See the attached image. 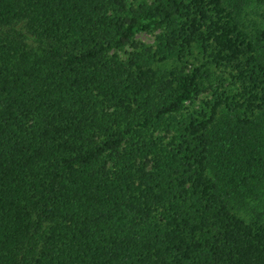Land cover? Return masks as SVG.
<instances>
[{"label": "trees", "instance_id": "obj_1", "mask_svg": "<svg viewBox=\"0 0 264 264\" xmlns=\"http://www.w3.org/2000/svg\"><path fill=\"white\" fill-rule=\"evenodd\" d=\"M0 264H264V0H0Z\"/></svg>", "mask_w": 264, "mask_h": 264}, {"label": "rangeland", "instance_id": "obj_2", "mask_svg": "<svg viewBox=\"0 0 264 264\" xmlns=\"http://www.w3.org/2000/svg\"><path fill=\"white\" fill-rule=\"evenodd\" d=\"M135 1V0H131ZM136 1H142V0H136ZM145 1H151V0H145ZM160 29L156 28L155 26H152L148 29H139L136 31V33L133 36V40L136 42H142L148 45H155L156 44V38L159 34ZM132 50L131 43H127L123 47L113 50L112 52H117L120 56L125 57L128 52ZM211 94L209 91L202 92L199 96H196L192 102L188 103V107H199V105L202 104V101L205 99L210 98Z\"/></svg>", "mask_w": 264, "mask_h": 264}]
</instances>
